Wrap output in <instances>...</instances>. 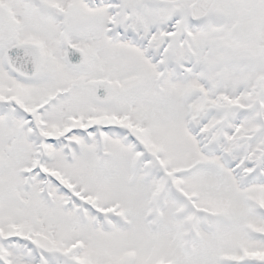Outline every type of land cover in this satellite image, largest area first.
<instances>
[{
  "label": "snow or ice",
  "instance_id": "snow-or-ice-1",
  "mask_svg": "<svg viewBox=\"0 0 264 264\" xmlns=\"http://www.w3.org/2000/svg\"><path fill=\"white\" fill-rule=\"evenodd\" d=\"M0 264H264V0H0Z\"/></svg>",
  "mask_w": 264,
  "mask_h": 264
}]
</instances>
